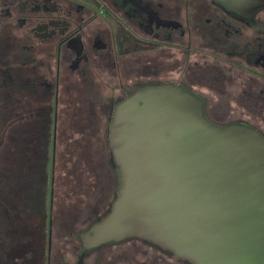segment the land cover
Segmentation results:
<instances>
[{
	"label": "flooded vegetation",
	"instance_id": "flooded-vegetation-1",
	"mask_svg": "<svg viewBox=\"0 0 264 264\" xmlns=\"http://www.w3.org/2000/svg\"><path fill=\"white\" fill-rule=\"evenodd\" d=\"M164 86L264 138V7L0 0V264H188L140 239L89 242L119 186L116 107Z\"/></svg>",
	"mask_w": 264,
	"mask_h": 264
},
{
	"label": "water",
	"instance_id": "water-1",
	"mask_svg": "<svg viewBox=\"0 0 264 264\" xmlns=\"http://www.w3.org/2000/svg\"><path fill=\"white\" fill-rule=\"evenodd\" d=\"M242 12L264 0H220ZM141 103V104H139ZM119 186L92 245L140 239L188 264H264V138L172 86L132 92L110 131Z\"/></svg>",
	"mask_w": 264,
	"mask_h": 264
},
{
	"label": "rangeland",
	"instance_id": "rangeland-1",
	"mask_svg": "<svg viewBox=\"0 0 264 264\" xmlns=\"http://www.w3.org/2000/svg\"><path fill=\"white\" fill-rule=\"evenodd\" d=\"M261 119H260V121H259V124L261 125V126H263L264 127V121L262 120V117H260ZM99 175V174H98ZM94 176L96 177L97 176V174H94ZM116 179H117V175L115 174V184H116ZM91 179L89 178V181H90ZM93 180H95V179H93ZM89 186H93L94 185V183L93 182H89V184H88ZM115 188H116V186H115Z\"/></svg>",
	"mask_w": 264,
	"mask_h": 264
}]
</instances>
